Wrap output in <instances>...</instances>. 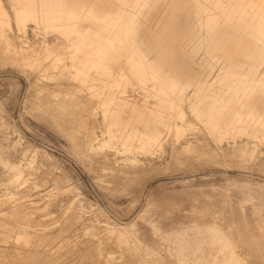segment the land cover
<instances>
[{
	"label": "rangeland",
	"instance_id": "1",
	"mask_svg": "<svg viewBox=\"0 0 264 264\" xmlns=\"http://www.w3.org/2000/svg\"><path fill=\"white\" fill-rule=\"evenodd\" d=\"M188 1L193 35L182 49L206 70L197 85L215 82L221 68L244 74L264 59L259 23L264 0H222L231 11L227 24L218 0ZM116 2L131 15L152 5ZM166 7V2L155 7L151 19ZM16 14L11 0H0V264H180L182 252L193 250L195 235L206 241L207 252L235 249L239 258L227 264H264V132L236 137V146L238 133L213 132L185 103V120L176 119L180 128L164 129L150 152L125 150L108 132L115 115L99 100L151 108L155 100L143 95L142 85L174 82V74L155 71L164 78L153 79V70L136 71L132 42L125 39L126 48L109 59L110 70L99 72L109 80L104 91L70 58L53 67L55 56L48 53L67 52L63 46L73 40L71 27L51 21L24 25ZM129 18L125 14L114 22ZM216 18L230 30L241 22L248 47L216 48ZM82 26L101 33L106 24L89 20ZM95 133L99 139L91 148ZM133 162L142 171L128 178ZM183 218L213 225L186 231L167 226L178 228ZM184 239L190 241L185 250Z\"/></svg>",
	"mask_w": 264,
	"mask_h": 264
},
{
	"label": "bare ground",
	"instance_id": "2",
	"mask_svg": "<svg viewBox=\"0 0 264 264\" xmlns=\"http://www.w3.org/2000/svg\"><path fill=\"white\" fill-rule=\"evenodd\" d=\"M11 1L16 8V19L20 21V24L25 25L29 21H51L55 27H71L73 40L63 46L68 49L67 52L60 50V52L51 53L46 46L50 52H47L48 57L55 56L52 64L55 68L60 67L59 62L70 58L73 67L85 73L87 78L93 81L94 87L97 86L98 81L103 85L104 91L108 87V78L103 75L100 77L99 72L102 69L110 70L109 59L114 56L115 51L126 48L125 39L132 42L136 55L134 60L136 71L145 73L147 69L153 70L151 73L153 79L156 76L160 79L164 78L163 75H156L161 70L167 69L174 74V82L167 80L169 83L154 84L155 86L151 88L142 85L143 95L148 100H155L151 108L141 106L137 102L114 101L111 97L101 102L99 100L98 104H102L107 113L115 115V120L111 123L108 132L111 137L118 138L122 142L125 150L150 152L161 142L164 129L180 128L176 119L185 120V103L198 118L211 124L213 132L227 135L234 131L240 134L234 135L233 143L236 146L238 145L236 137L242 135L257 137L258 132H264V89L262 90L264 86L259 84L264 81V76L260 75L264 59L257 60L253 64L256 68H251L244 74L232 68H221L215 82L211 83L212 80L207 79L203 84L197 85L196 82L200 78L206 77V70L194 64L189 57L188 49H182L183 42L190 40L193 35L187 23V18L192 11L190 1L136 0L137 3L147 2L152 5L138 9L134 15H131L133 13L127 11L126 7H118L116 0ZM164 2L168 9L160 10L157 20L151 19L156 11L154 8ZM216 5L225 17L224 24H227L230 21L231 11L226 8L222 0H218ZM125 14L130 17L127 21L123 20L121 25L114 22L115 18H121ZM65 18L69 20L67 24ZM89 20L95 24H106V27L103 31L101 30V33L93 27H83L82 24ZM262 20L259 23L264 26V18ZM114 23L116 27L118 26L117 29L113 28ZM221 23L217 18L213 23L215 27L219 26V28L216 27L218 37V42L214 44L216 48L238 51L248 47L246 30L241 22H237L235 28L231 30ZM149 55L153 56L149 58ZM226 79H232L233 83L225 86L215 84ZM201 105L204 107L203 110H201ZM165 113L166 116H164ZM94 126L97 127L95 124ZM98 139L95 133L89 146L93 148ZM106 143L111 144V141ZM109 158V155L104 156L103 160L107 162ZM140 169L137 163H131L126 170L127 177L139 174L142 171ZM212 225L211 222L199 225L194 218H183L178 228L172 223L167 226L173 228L171 231H186L190 228H197V230L203 227L210 228ZM191 239L192 242L195 240L193 250L182 252L180 264H227V259L239 258L236 250L230 248V245L227 246V251L223 249L221 253L214 250L207 252L206 241L205 243L200 242L197 235ZM2 240L6 241L7 238L4 237ZM188 244L190 241L184 239L183 250L187 249ZM201 251L206 253L200 256L198 253ZM196 253L197 257L194 256ZM203 259L206 263L200 261Z\"/></svg>",
	"mask_w": 264,
	"mask_h": 264
}]
</instances>
